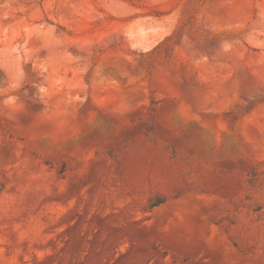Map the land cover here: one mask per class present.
Listing matches in <instances>:
<instances>
[{"label":"rangeland","instance_id":"rangeland-1","mask_svg":"<svg viewBox=\"0 0 264 264\" xmlns=\"http://www.w3.org/2000/svg\"><path fill=\"white\" fill-rule=\"evenodd\" d=\"M0 264H264V0H0Z\"/></svg>","mask_w":264,"mask_h":264}]
</instances>
